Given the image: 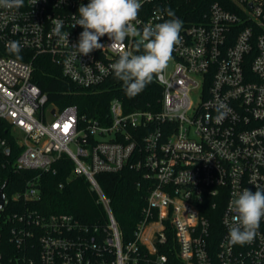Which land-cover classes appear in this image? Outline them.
Instances as JSON below:
<instances>
[{"label":"built area","instance_id":"2783aa9c","mask_svg":"<svg viewBox=\"0 0 264 264\" xmlns=\"http://www.w3.org/2000/svg\"><path fill=\"white\" fill-rule=\"evenodd\" d=\"M201 1L206 11L179 18L172 68L153 78L159 108L125 111L113 99L107 123L49 104L32 81L34 61L48 58L76 88L94 90L115 77L111 64L123 52L136 54V38L112 44L105 35L103 48L76 57L70 46L83 28L72 27V15L90 0L0 7V121L10 137L0 138V179L7 171L36 173L20 189H3L0 264H168L166 251L182 264H264V219L250 243L228 242L234 194L264 189V0ZM174 2L141 0L134 26L165 22ZM58 19L69 44L53 31ZM9 41L21 43V58ZM61 156L89 182L104 223L30 207L40 198L37 177L54 173ZM124 168L140 173L146 188L126 241L96 178Z\"/></svg>","mask_w":264,"mask_h":264},{"label":"trees","instance_id":"16d2710c","mask_svg":"<svg viewBox=\"0 0 264 264\" xmlns=\"http://www.w3.org/2000/svg\"><path fill=\"white\" fill-rule=\"evenodd\" d=\"M202 3L201 0H175L169 8L175 16L181 18L182 15L190 12L206 11L200 9ZM187 19L193 20L192 17ZM134 51L139 54L136 49ZM10 54L21 58L20 55ZM32 81L47 95L48 103L53 104L57 109L75 106L78 109V116L96 119L101 123L109 121L108 108L113 99H119L125 111L133 109L155 111L159 108L158 101L162 96L161 88L151 82L141 93L129 97L124 90L123 82L115 77H110L94 90L78 89L62 76L59 67L45 57H37L34 61ZM0 138H10L7 124L2 121H0ZM13 150L16 154L14 145ZM73 168V162L68 157L61 156L53 165L54 173L39 174L37 186L40 198L30 207L45 214H70L87 225L104 223L105 212L97 203L95 192H92L85 177L73 174ZM34 175H36L35 172L14 174L7 171L0 180L1 183L7 182L9 189H20L26 176ZM96 178L111 201V212L119 226L123 240L132 239L146 196L141 174L124 168L117 173L97 175ZM139 181L142 185L137 187ZM165 254L168 256V264H182L174 254L167 251Z\"/></svg>","mask_w":264,"mask_h":264},{"label":"clouds","instance_id":"9594fccd","mask_svg":"<svg viewBox=\"0 0 264 264\" xmlns=\"http://www.w3.org/2000/svg\"><path fill=\"white\" fill-rule=\"evenodd\" d=\"M23 6L24 0H0V7L18 10ZM141 8V0H90L87 5H80L78 16L72 15L75 21L72 27L79 25L83 28L78 43L70 46L76 57L103 48L99 41L105 35L112 40V44H123L129 37L136 38L135 49L140 54L125 51L111 64L115 78L123 82L129 97L141 93L155 75L163 72L172 59L175 47L182 42L180 33L183 22L175 17L171 9L166 10L170 19L145 25L142 30H138L134 22L139 23ZM63 27V21L58 19L53 31L69 44L68 32L65 35ZM7 47L10 53L20 55L19 41H9ZM234 197L228 205L232 213L228 224V242L244 245L255 238L264 219V189L252 191L244 188Z\"/></svg>","mask_w":264,"mask_h":264},{"label":"water","instance_id":"95a60500","mask_svg":"<svg viewBox=\"0 0 264 264\" xmlns=\"http://www.w3.org/2000/svg\"><path fill=\"white\" fill-rule=\"evenodd\" d=\"M52 114H54V111H52ZM6 182H4L1 186H0V206L3 205V189L6 186Z\"/></svg>","mask_w":264,"mask_h":264},{"label":"rangeland","instance_id":"374dc122","mask_svg":"<svg viewBox=\"0 0 264 264\" xmlns=\"http://www.w3.org/2000/svg\"><path fill=\"white\" fill-rule=\"evenodd\" d=\"M167 67H168V69H171L172 68V62H168Z\"/></svg>","mask_w":264,"mask_h":264}]
</instances>
